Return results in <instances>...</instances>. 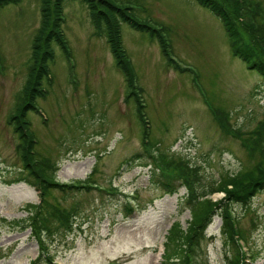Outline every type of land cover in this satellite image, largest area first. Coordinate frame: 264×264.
<instances>
[{"label": "rangeland", "instance_id": "rangeland-1", "mask_svg": "<svg viewBox=\"0 0 264 264\" xmlns=\"http://www.w3.org/2000/svg\"><path fill=\"white\" fill-rule=\"evenodd\" d=\"M115 1L129 6L138 19L165 25L176 59L192 71L168 67L157 41L122 22L124 44L144 89L145 116L152 125L156 154L148 158L136 103L125 100L128 86L106 35L96 34L84 2L65 1L64 34L75 65L56 47L53 84L47 96L38 99L41 113L29 115L39 141L36 149L56 168L60 181L85 179L118 190L103 196L95 189L56 195L62 206L79 199L83 208L70 231L51 232L53 240L46 244L30 227L36 215L30 205L40 202L39 190L11 182L22 160L19 134L8 123L27 81L33 38L42 21L41 0L0 9V264H32L43 251L55 264H170L164 254L169 229L178 221L188 230L192 219L190 186L212 188L224 174L249 170L261 159L251 157L239 138L225 132L227 124L246 131L264 119V88L261 76L232 54L221 19L196 0ZM255 1L264 9V0ZM160 153L162 162L166 156L173 159L172 167L181 175L175 192L151 181L154 168L163 171ZM193 166L202 168L203 182L200 173L183 178L185 168L195 173ZM224 195L217 191L210 197L219 200ZM128 198L140 204L130 216L123 205ZM232 211L247 240L244 250L250 256L245 254L243 264H264V191L248 207L236 204ZM219 212L205 236L197 232L196 264H229L233 257ZM38 214L41 223L44 212Z\"/></svg>", "mask_w": 264, "mask_h": 264}, {"label": "trees", "instance_id": "trees-1", "mask_svg": "<svg viewBox=\"0 0 264 264\" xmlns=\"http://www.w3.org/2000/svg\"><path fill=\"white\" fill-rule=\"evenodd\" d=\"M21 0H0V9L10 5L19 3ZM66 0H41L42 21L33 38V51L31 64L24 88L20 92V101L15 112L9 118L10 124L14 131L19 134L18 152L21 157V165L15 168L12 174H15L12 183L26 182L40 191L41 199L44 201L39 204H31L30 208H35V213L30 221L35 236L41 238L43 235L52 237L51 232L62 230L70 231L72 228L70 218L77 219L83 204L81 200L73 201L69 206L57 202L56 195H68L70 193H78L77 189L82 185H66L55 181L56 168H52V164L46 157H41L34 150L33 136L30 132V111H36V102L38 98L46 97L48 85H51L49 65L55 57V47H60L67 56L68 44L63 33L64 25V7ZM90 10L91 20L96 32L105 34L107 41L116 59L117 66L126 78L128 83V99H135L137 105V113L143 126L145 122L142 117L144 106L141 104L138 91L135 87V70L130 61L128 53L124 48L121 35L122 22L128 23L132 28L147 33L152 39L159 41L163 53L166 58H170V51L165 37L162 32L155 27L146 24L134 17L130 13V8L122 4H118L114 0H81ZM202 6L208 8L212 13L216 14L224 23L227 30L232 52L244 60L249 68L256 71L261 76V86L264 88V25L256 16L251 17L250 8L242 6L239 0H196ZM133 97V98H131ZM218 121L225 122L221 115ZM227 124V123H226ZM145 127V126H144ZM225 132L239 138L241 143L252 151L251 157L255 155L261 156L252 168L246 171H238L236 173H226L222 176L215 186L209 189L200 188V183L190 186V197L187 204L192 209V219L188 230L183 229L182 225L175 221L169 229L165 256H167L170 264H190L189 253L194 250L200 243L197 232H201L203 236L205 227L212 220V217L219 212L222 219L221 232L224 234L226 244L233 247V257L230 258L229 264H240L242 257L237 243L236 236L240 239L246 237L242 231H236L233 227V216L230 214V205H245L251 202L259 192L264 191V119L252 130L242 131L234 129L232 126L225 127ZM143 135H145V130ZM153 146L151 142L148 147ZM32 150V151H31ZM34 151V152H33ZM141 153L136 154L137 157ZM143 154V153H142ZM37 155L40 157H37ZM146 156L145 154H143ZM148 155V154H147ZM142 156V155H141ZM149 156V155H148ZM135 157L132 158V160ZM139 157L138 159H140ZM163 156L160 153L159 159L162 162ZM154 159V157H153ZM158 159V160H159ZM161 166V165H160ZM175 162L166 156L162 162L163 171L154 168L151 175V181L162 190L175 192L178 178L175 169ZM187 166V164H185ZM197 166H193L191 171H195L192 175L184 169L183 178H197L200 173V180L203 179V173ZM203 182V181H202ZM85 188V187H84ZM99 194L103 196L106 191L104 187H97ZM108 190L116 191L113 186ZM216 191L225 192V197L220 200H213L210 196ZM90 192V191H89ZM88 192V193H89ZM59 193V194H58ZM84 193V192H81ZM194 198V200H193ZM193 200V201H192ZM190 201V202H189ZM61 205V206H60ZM124 207L131 211V205L125 203ZM249 209V208H247ZM42 222H39V214L43 213ZM43 224V226H42ZM41 244L42 241H41ZM193 247V250L191 248ZM41 252L40 256L32 262V264H42L44 257L49 261V257L44 256ZM177 258V261H174ZM44 264L46 261L44 260ZM195 262V258H194ZM196 264V263H195Z\"/></svg>", "mask_w": 264, "mask_h": 264}]
</instances>
